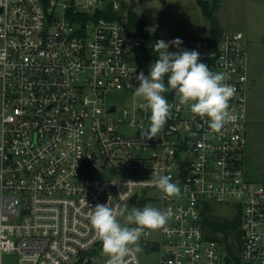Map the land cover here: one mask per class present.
Instances as JSON below:
<instances>
[{
    "label": "built area",
    "instance_id": "obj_1",
    "mask_svg": "<svg viewBox=\"0 0 264 264\" xmlns=\"http://www.w3.org/2000/svg\"><path fill=\"white\" fill-rule=\"evenodd\" d=\"M129 6L0 0V264L6 254L13 264H106L91 207L142 210L153 199L169 220L141 237L126 264H142L144 246L157 250L159 264H264V182L248 179L243 164L250 87L244 32H224L212 46L195 39L168 48L196 50L228 77L235 119L214 132L169 91L171 118L144 140L151 113L133 93L136 77L148 76L158 59L156 41L176 38L149 27L146 45L133 32ZM115 92L118 102L110 100ZM158 175L178 182L180 195L166 199L138 183ZM208 203L239 214V263L206 237Z\"/></svg>",
    "mask_w": 264,
    "mask_h": 264
},
{
    "label": "clouds",
    "instance_id": "obj_2",
    "mask_svg": "<svg viewBox=\"0 0 264 264\" xmlns=\"http://www.w3.org/2000/svg\"><path fill=\"white\" fill-rule=\"evenodd\" d=\"M181 44L179 38L156 41L153 51L159 53L158 59L151 64L148 76L141 71L136 77L139 86L133 93L147 102L151 113L149 127L141 132L144 140L157 137L171 118L174 105L164 95L169 91H174L179 104L189 106L194 116L207 118L214 132H221L235 119L229 109L236 89L226 82L228 77L211 71L206 63L201 62V54L196 50L168 51L173 46L179 49ZM145 182L160 190L166 199L178 197L181 192L179 183L172 182L169 175H158L138 183ZM91 208L90 224L96 239L102 243L103 254L108 257L106 264H126V257L133 253L141 237L162 229L169 220V212L152 206L128 211L126 205L117 209L108 202ZM121 217L125 223L120 222Z\"/></svg>",
    "mask_w": 264,
    "mask_h": 264
},
{
    "label": "rangeland",
    "instance_id": "obj_3",
    "mask_svg": "<svg viewBox=\"0 0 264 264\" xmlns=\"http://www.w3.org/2000/svg\"><path fill=\"white\" fill-rule=\"evenodd\" d=\"M206 1L211 7L216 3L214 17L224 32L241 30L245 34L249 53V77L251 82L253 81V87L249 91V104L254 121L251 124V133L247 137L243 164L248 179L261 183L264 182V0ZM136 2L134 13L145 22L147 29L149 27L165 29L169 35L180 40L208 39L211 19L204 15L198 0H136ZM110 100L118 102V93H113ZM157 202V199H153L146 202V206L158 208ZM126 206L128 211L136 208L134 205ZM219 208L223 212H229L227 208ZM119 219L121 223H125L124 218ZM156 238L157 233L152 232L151 239ZM98 257H106L102 248ZM140 257L142 264H159L156 249L144 246ZM14 259L15 256L9 254L3 258L6 264H13Z\"/></svg>",
    "mask_w": 264,
    "mask_h": 264
},
{
    "label": "trees",
    "instance_id": "obj_4",
    "mask_svg": "<svg viewBox=\"0 0 264 264\" xmlns=\"http://www.w3.org/2000/svg\"><path fill=\"white\" fill-rule=\"evenodd\" d=\"M198 3L200 4L204 15L211 19V26L207 40L209 41L210 46L215 45L224 34V31L218 24L217 18L214 17L216 3L213 4V7H211L206 0H198ZM129 17L134 34L138 38L143 39L146 45H149L153 38L149 30L145 27V22L134 12H132ZM203 218L206 237L219 241L225 247L228 258L239 263V214L223 212L218 206L208 203L206 204Z\"/></svg>",
    "mask_w": 264,
    "mask_h": 264
},
{
    "label": "crops",
    "instance_id": "obj_5",
    "mask_svg": "<svg viewBox=\"0 0 264 264\" xmlns=\"http://www.w3.org/2000/svg\"><path fill=\"white\" fill-rule=\"evenodd\" d=\"M225 32H227V31H225ZM252 87H253V81L251 82V77H250V87H249V91H251ZM249 101H250V99H249V92H248V124H247V128H246V139L249 136V133H251V124L254 121V114H253V112H251ZM246 145H247V140H246Z\"/></svg>",
    "mask_w": 264,
    "mask_h": 264
},
{
    "label": "water",
    "instance_id": "obj_6",
    "mask_svg": "<svg viewBox=\"0 0 264 264\" xmlns=\"http://www.w3.org/2000/svg\"><path fill=\"white\" fill-rule=\"evenodd\" d=\"M135 6H136V0H133V4L129 6V10H128L130 14L133 12ZM135 200L136 197L133 198L132 202H134ZM137 246H139V243L137 244ZM151 247L154 248V244H152Z\"/></svg>",
    "mask_w": 264,
    "mask_h": 264
},
{
    "label": "flooded vegetation",
    "instance_id": "obj_7",
    "mask_svg": "<svg viewBox=\"0 0 264 264\" xmlns=\"http://www.w3.org/2000/svg\"><path fill=\"white\" fill-rule=\"evenodd\" d=\"M129 2H130V5L133 4V0H129ZM136 3H137V2H136ZM134 9H135V7H134ZM133 12H134V10H133Z\"/></svg>",
    "mask_w": 264,
    "mask_h": 264
}]
</instances>
